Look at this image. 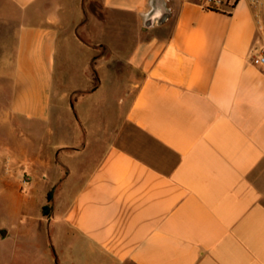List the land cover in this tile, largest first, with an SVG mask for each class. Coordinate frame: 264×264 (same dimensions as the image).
<instances>
[{
  "label": "crops",
  "instance_id": "0c3cea01",
  "mask_svg": "<svg viewBox=\"0 0 264 264\" xmlns=\"http://www.w3.org/2000/svg\"><path fill=\"white\" fill-rule=\"evenodd\" d=\"M226 1L0 0L6 114L48 122L56 67L78 90L19 183L52 193L41 264H264V0Z\"/></svg>",
  "mask_w": 264,
  "mask_h": 264
},
{
  "label": "rangeland",
  "instance_id": "374dc122",
  "mask_svg": "<svg viewBox=\"0 0 264 264\" xmlns=\"http://www.w3.org/2000/svg\"><path fill=\"white\" fill-rule=\"evenodd\" d=\"M7 35V28L0 25V56ZM75 54L79 57L78 52ZM118 67L120 68V64ZM61 72L56 67L51 117L48 122H24L8 116L0 97V226L16 228L19 233L14 241L12 237L0 241V262L41 264V253L45 250L46 224L42 206L47 204V200L42 199L44 190H39L41 194L33 197L19 183L24 179L32 183L41 174H55L60 169L58 144L61 137H69L68 127L74 124L73 98L78 93V90L74 91L73 86L68 84L61 87V94L58 93ZM26 128L30 131L26 132ZM92 151L96 154L99 152L98 149ZM12 186H15V191L9 193L6 188Z\"/></svg>",
  "mask_w": 264,
  "mask_h": 264
},
{
  "label": "built area",
  "instance_id": "2783aa9c",
  "mask_svg": "<svg viewBox=\"0 0 264 264\" xmlns=\"http://www.w3.org/2000/svg\"><path fill=\"white\" fill-rule=\"evenodd\" d=\"M234 0H232L233 2ZM206 8L211 9H221L225 11L230 10V4L228 5L226 0H204ZM254 63H264V50L262 49L256 56L252 58ZM23 182H27V179H24Z\"/></svg>",
  "mask_w": 264,
  "mask_h": 264
},
{
  "label": "trees",
  "instance_id": "16d2710c",
  "mask_svg": "<svg viewBox=\"0 0 264 264\" xmlns=\"http://www.w3.org/2000/svg\"><path fill=\"white\" fill-rule=\"evenodd\" d=\"M51 199H52V194H51V192H48V194L46 195L47 204H44L42 206V211L44 212V214L47 213Z\"/></svg>",
  "mask_w": 264,
  "mask_h": 264
},
{
  "label": "water",
  "instance_id": "95a60500",
  "mask_svg": "<svg viewBox=\"0 0 264 264\" xmlns=\"http://www.w3.org/2000/svg\"><path fill=\"white\" fill-rule=\"evenodd\" d=\"M0 233H1V235L4 236V235L6 234V230H5V229H1V230H0Z\"/></svg>",
  "mask_w": 264,
  "mask_h": 264
}]
</instances>
